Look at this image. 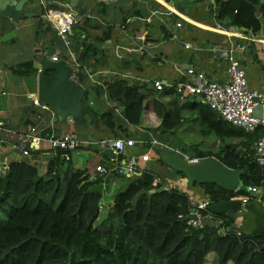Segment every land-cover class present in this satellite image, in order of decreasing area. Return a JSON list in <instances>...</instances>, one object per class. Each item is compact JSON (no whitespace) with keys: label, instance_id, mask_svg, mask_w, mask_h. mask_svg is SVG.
<instances>
[{"label":"trees","instance_id":"trees-1","mask_svg":"<svg viewBox=\"0 0 264 264\" xmlns=\"http://www.w3.org/2000/svg\"><path fill=\"white\" fill-rule=\"evenodd\" d=\"M216 6L222 26L232 19L256 32L261 26L258 13L264 20V4L259 9L258 0H217ZM81 46L79 61L87 66L85 58L97 55L96 45L84 39ZM39 68L40 62L33 61L21 67L26 75H36ZM82 74H78L80 84L85 82ZM93 86L86 90L84 103L114 134L150 118L146 107L154 87L123 78ZM167 93L178 101L157 113L156 130L176 134L184 124H192L202 137L213 135L217 149L201 151L194 146L191 152H180L200 161L214 157L241 171L244 189L230 192L215 183L194 186L202 188L212 204L252 196L248 188L259 186L263 178L254 152L261 129L248 133L195 97L181 99L173 90ZM51 152L43 173L31 161L13 162L0 173V211L7 212L0 225V264H204L210 253L218 256L219 264H264V231L239 233L234 219L210 211L211 218L202 219L203 228L188 227L183 219L192 211L189 195L174 187L164 189L163 182L154 186L158 175L152 169L114 195L108 215L112 225L98 229L104 196L101 181H92L87 170L75 168L70 151ZM174 173L185 178L180 171Z\"/></svg>","mask_w":264,"mask_h":264},{"label":"crops","instance_id":"crops-1","mask_svg":"<svg viewBox=\"0 0 264 264\" xmlns=\"http://www.w3.org/2000/svg\"><path fill=\"white\" fill-rule=\"evenodd\" d=\"M16 1L24 2L23 18L15 20L0 11V121L16 134L39 127L45 138L50 135L75 133L84 140L106 137L132 139L137 144L129 150L130 153L150 154L151 160L141 163L134 174L111 173L106 176L97 172L98 166L111 167L124 163V159L108 157L97 146L72 154L75 168L87 170L92 181H101L104 196L96 227L102 230L106 224L104 220L114 205V195L132 180L141 177L146 169L154 170L159 182H163L165 187H174L185 192L196 202L208 200L202 188L187 186L185 178L175 176V170L169 169L164 162H159V159L162 160L161 151L180 152L183 149L174 145V138L181 132L189 133L187 130L192 126L184 124L176 134L167 135L156 130L160 125L157 113L171 108L174 101H178L176 96L154 91V96L148 99L146 107V114L150 118H144L139 126L128 125L126 131L114 134L97 118L94 121L89 116L81 124L72 118L59 121L56 113L50 108L45 110L38 101L39 72L36 75H26L21 67L32 61L40 62L51 49H55L54 53L65 61L57 31L45 20V16L50 9L63 10L71 7L78 14V23L73 30L77 58L79 60L81 57V44L84 39L88 43H95L97 55L85 58L87 66L80 64L100 83L127 75L130 78L126 80L130 83L152 87V81L157 79L168 83L178 81L189 68L203 73L208 81L224 83L229 80L227 66L212 49L216 45L236 43L248 45L242 63L246 68L250 88L259 89L264 81V20L259 13L261 26L255 32L232 23V19H227L226 25H220L216 18L217 0ZM262 5L258 0L259 9ZM219 26L222 27L218 28ZM67 64L73 67L72 64ZM82 75L85 82H77L78 84L83 85L86 90L88 87H95L85 73ZM49 114H54L55 119H50ZM187 114L186 112L185 116ZM150 120L153 122H149ZM13 133L7 134L6 142L0 145V173L4 174L11 163L23 161L35 163L43 173L48 158L53 155L49 145L43 143L41 150L27 157L12 149L10 143L14 139ZM198 139L192 149L196 146L198 150L207 151L215 150L219 146L216 139L209 141L208 137L202 136ZM155 141L168 148L156 145ZM236 198L242 199L243 205L234 219L235 230L247 235L263 232L264 189L247 198ZM204 264H219L218 256L210 253ZM227 264L234 263L230 261Z\"/></svg>","mask_w":264,"mask_h":264},{"label":"built area","instance_id":"built-area-1","mask_svg":"<svg viewBox=\"0 0 264 264\" xmlns=\"http://www.w3.org/2000/svg\"><path fill=\"white\" fill-rule=\"evenodd\" d=\"M45 20L57 31V35L63 46L65 61L73 66L72 79L77 82V74L83 72L87 75L91 84H101L93 78V75L86 68L83 69L77 58V51L74 49L73 30L78 23V14L71 7L63 10L53 8L46 13ZM221 27L219 26L218 28ZM247 47V44L236 43L216 45L213 47L212 50L227 66L229 76L227 82L216 83L208 81L203 73L196 71L194 68H189L176 82L168 83L157 79L152 81L151 85L157 92L167 93L173 90L181 99L195 97L201 104L210 107L220 114L225 121L248 133H255L258 129H261L262 135L255 142L254 152L255 160L263 170V178L259 186L248 188L251 193L256 195L264 189V119L255 114L257 107L261 106L264 108V81L259 89L250 88L246 68L242 63ZM50 59L53 62L62 61L59 55L56 54ZM122 78L126 80L130 77L123 75ZM90 104L92 105V102ZM43 108L50 110L45 105H43ZM49 115L50 119H55L54 114ZM9 133L13 132L0 121V145L6 142V135ZM13 135L14 139L10 143L12 149L27 157H30L33 152L41 150L43 143H47L51 150L61 149L70 151L72 154L80 153L81 150L90 148L91 146H97L103 150H112L117 157H123L124 163L122 164H115L111 167L98 166L97 172L103 176L111 173L131 175L135 173L141 163H147L151 160L149 153L136 155L129 152L137 144L132 139L106 137L96 140H84L79 138L75 133H65L61 136L50 135L48 138H45L41 135L39 127L36 126L30 128L26 133H13ZM155 144L168 148L166 145L158 143L157 141H155ZM185 158L192 164L200 162L199 159H190L186 155ZM158 184L159 180L155 179L153 185L157 186ZM164 189H167V187H164ZM189 201L192 205L190 214H195L198 217V221H186L188 227L203 228L202 219L204 217L211 218V215L207 212L212 203L209 199L196 202L192 197L189 198ZM203 212H206L205 216Z\"/></svg>","mask_w":264,"mask_h":264},{"label":"water","instance_id":"water-1","mask_svg":"<svg viewBox=\"0 0 264 264\" xmlns=\"http://www.w3.org/2000/svg\"><path fill=\"white\" fill-rule=\"evenodd\" d=\"M264 4V0H260ZM23 1L0 0V11L12 19L23 18ZM55 49H51L42 59H40L41 69L38 74V101L48 106L56 115L58 120L63 122L69 118L77 123L85 122L86 116L95 121L96 115L84 103L86 88L72 79L73 69L66 61L53 62L51 57L55 54ZM53 73V75H50ZM255 114L264 119V108L259 106L255 109ZM104 154L111 158H116L112 150H104ZM160 157L169 169L180 171L185 175V184L194 186L195 184L215 183L222 189L236 192L244 189L242 185V172L226 167L218 159L208 157L198 163L192 164L179 151H161ZM243 200L233 198L221 203L210 205L209 211L217 215H226L235 219L241 211ZM198 221L195 214H190L183 219ZM223 235V231L220 232Z\"/></svg>","mask_w":264,"mask_h":264},{"label":"rangeland","instance_id":"rangeland-1","mask_svg":"<svg viewBox=\"0 0 264 264\" xmlns=\"http://www.w3.org/2000/svg\"><path fill=\"white\" fill-rule=\"evenodd\" d=\"M195 127H196L195 125H192L191 129L187 130V131H190L191 133L190 132L186 133V131H185V132H181L180 134H176V137L174 138V140H175L174 145H176L179 148H181V147L183 148L180 150L185 149V150L191 152L192 146L194 145V143H197V141L199 140L198 138L201 137V135L199 133V127H197L198 129ZM177 137H178V140H177ZM208 140L214 141L215 138L213 135H211L208 137ZM6 218H7V212L3 211V210L0 211V225L6 220ZM106 218L107 219L105 220V223L107 224V226L112 225L111 219H113V218L111 216H109V217L106 216Z\"/></svg>","mask_w":264,"mask_h":264}]
</instances>
